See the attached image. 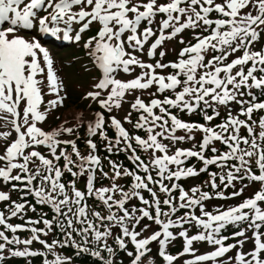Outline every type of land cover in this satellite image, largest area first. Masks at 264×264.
I'll return each instance as SVG.
<instances>
[{
	"label": "snow or ice",
	"instance_id": "obj_1",
	"mask_svg": "<svg viewBox=\"0 0 264 264\" xmlns=\"http://www.w3.org/2000/svg\"><path fill=\"white\" fill-rule=\"evenodd\" d=\"M41 37L83 51L98 73L84 99L101 111L41 126L66 99ZM0 121V264H155L153 247L161 264H264V0H0ZM120 153L131 168L110 158Z\"/></svg>",
	"mask_w": 264,
	"mask_h": 264
},
{
	"label": "rangeland",
	"instance_id": "obj_2",
	"mask_svg": "<svg viewBox=\"0 0 264 264\" xmlns=\"http://www.w3.org/2000/svg\"><path fill=\"white\" fill-rule=\"evenodd\" d=\"M185 35L187 36V33ZM178 39L179 38H177V40H175V41L167 42L164 45V48L167 49V55L164 58L165 62L175 60L176 53H178V51L181 47V45L178 43ZM53 40H56V39L41 37L42 44L44 46H47L50 48L51 54L55 57L56 66L60 69L59 75L63 78V83L65 86V92H66V99L63 103V106H60V107H57L56 109H54L49 114L46 122L43 125H41L43 128H45V130H50V129L56 128L61 123H63L65 121V119L68 120L70 125L74 124V122H75L74 116L78 113L87 114L89 111H91L92 113H95L97 111H101V109L99 108V106L96 103L91 102L90 99H84L86 93L92 90V85L95 83V78L98 74L97 71L92 67L90 62L85 58L83 51L78 49L74 44L67 42L66 45L60 46V44L53 43ZM173 49H174V51H173ZM136 71L139 72L140 70L137 69ZM122 78L128 79L130 77L125 75ZM52 98L53 97H46V100L52 99ZM143 98L145 100L148 99V97L146 95ZM129 99L131 100V97H129ZM128 110H130L129 105L124 104L123 109L114 113V114L117 115L118 118L122 119ZM105 115L107 116V113H105ZM222 115H223V113H222ZM256 115L259 116L260 113H257ZM186 116H183V118L185 120H188L186 118ZM195 116L200 117L199 115H195ZM88 118L90 119L91 117H88ZM132 118H133V120L136 119L135 113H133ZM193 121H199V120L195 119ZM199 122L203 123V120L199 121ZM219 122H220L219 119L214 121V123H219ZM124 126L129 131H132L131 125L125 124ZM0 130H9V129L4 128L2 121H0ZM139 134L142 136L144 135L143 132H140ZM79 135L82 138L84 137V135H85V127L84 126H82L79 129ZM108 135L110 138L114 137V135H115L114 131L109 129ZM199 139H200V136L197 135V140H199ZM96 142H97L98 147H99V153L98 154L102 158L104 156H107L108 153H106L104 150L103 142L100 141V139L98 137L96 138ZM77 143L80 147L81 152L82 153L85 152L86 148H85L83 139L79 140ZM178 146L182 147V148H188L191 145L188 143H184V144H180ZM141 155L143 156L144 154L141 153ZM110 158L117 161L118 163L122 162L125 166H127L129 168L132 167L131 163L127 160L125 153H120L118 155H112ZM192 163L195 164L197 168L200 167V164L197 163L195 161V159H193ZM61 164H62V161H61ZM103 165H104V171L109 172V174L111 175V172L109 171L110 166L108 165V161L103 160ZM212 170H215V169H212ZM207 180H208L207 174H201L199 177H196V178L181 180L180 183L185 187V189H188L189 187L194 186V185H203L204 182ZM100 183H101L100 181L97 182L98 187L100 186ZM102 183L107 185L109 183V181L107 179H105L102 181ZM118 183L123 184V183H125V181L121 180V181H118ZM79 187L83 188V184L79 185ZM3 190L7 192L8 188H3ZM205 190H210V189H207V186L205 185ZM11 199L20 202L15 197V192L11 193ZM161 199H163V196H161ZM238 202H239L238 200H231V201H228L227 203L235 204ZM223 203H225V202L224 201H212L211 202V204H213V205L223 204ZM4 207H5V204L0 203V210L4 209ZM33 218H36V217H33ZM10 222L14 224V223H19L21 221L13 218ZM143 223H150V222L145 220ZM152 230L153 231L157 230V226L153 225ZM194 231H195V229H193V232ZM9 235H11V234L9 233ZM19 235L21 236V238H27L29 233L21 232V233H19ZM249 235H250V233H249ZM229 242H232V241H229ZM110 243H111V241H110ZM32 247H33V249L41 248V246L39 244H36V243H34ZM198 247H200L201 253L210 250V249H208V247L206 245H198ZM251 248H252V244L246 243L244 246V251H248ZM181 250H182V240H180V239H177L168 248V251L173 255H175L177 252H179ZM64 254L67 256H70L69 253L64 252ZM151 257L156 258L155 264H161V259L158 257L157 250L155 247L152 248ZM37 258L38 257L30 258L31 264H34L33 262L35 260L37 261ZM81 258L87 259V262L85 264H93L94 263L93 258H90L88 256H81ZM120 258L123 260L124 264H128V259L123 253H121ZM147 259L148 258L146 257L145 258V264H146ZM4 264H28V261H26L23 258H9V259L4 261Z\"/></svg>",
	"mask_w": 264,
	"mask_h": 264
},
{
	"label": "trees",
	"instance_id": "obj_3",
	"mask_svg": "<svg viewBox=\"0 0 264 264\" xmlns=\"http://www.w3.org/2000/svg\"><path fill=\"white\" fill-rule=\"evenodd\" d=\"M185 116H186V115H185ZM186 118H187L188 120H195V119H197V120H199V121H202V118H201V117H197V116H195V115H193V116H186ZM13 192H15V197L19 200V197L21 196V193H20V192H17V191H13ZM91 202H92V203H91ZM94 203H95L94 201L89 200V204H94ZM43 210H44V211H48L47 208H45V209H43ZM38 211H39V206H38ZM28 216H30V217H36V214L30 212V213L28 214ZM49 216H51V213H50V212H49ZM14 224H15V223H14ZM40 226H42V225H40ZM64 252H65V253H69L70 256H74V250H72V249H65ZM86 262H87V259H84V258L79 257V258L74 259L73 264H85ZM33 263H34V264H42V260H41L40 257H38V258H37V261L35 260ZM93 264H94V263H93Z\"/></svg>",
	"mask_w": 264,
	"mask_h": 264
}]
</instances>
